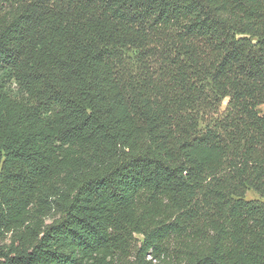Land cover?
<instances>
[{
    "label": "trees",
    "instance_id": "obj_1",
    "mask_svg": "<svg viewBox=\"0 0 264 264\" xmlns=\"http://www.w3.org/2000/svg\"><path fill=\"white\" fill-rule=\"evenodd\" d=\"M260 106L264 0H0V264H264Z\"/></svg>",
    "mask_w": 264,
    "mask_h": 264
},
{
    "label": "rangeland",
    "instance_id": "obj_2",
    "mask_svg": "<svg viewBox=\"0 0 264 264\" xmlns=\"http://www.w3.org/2000/svg\"><path fill=\"white\" fill-rule=\"evenodd\" d=\"M259 110L262 114H264V106H260L259 107ZM246 199H254L256 198V195L253 194L252 192H247L246 195H245ZM50 220H47V222H49ZM8 241L7 240H3L2 242H0V245L1 244H6ZM147 259H149V257H147Z\"/></svg>",
    "mask_w": 264,
    "mask_h": 264
}]
</instances>
